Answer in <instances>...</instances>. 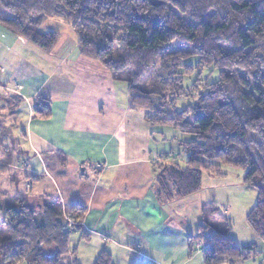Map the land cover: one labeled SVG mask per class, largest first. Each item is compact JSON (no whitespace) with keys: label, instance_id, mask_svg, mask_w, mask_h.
Listing matches in <instances>:
<instances>
[{"label":"trees","instance_id":"trees-1","mask_svg":"<svg viewBox=\"0 0 264 264\" xmlns=\"http://www.w3.org/2000/svg\"><path fill=\"white\" fill-rule=\"evenodd\" d=\"M0 8L10 15H0V26L46 52L59 35L41 27L62 20L74 32L81 57L126 82L129 110L143 114L154 140L158 126L187 136L176 140L182 166L171 151L151 159L157 205L200 191L202 175L223 176V167L244 170V184L256 191L245 222L264 244V0H0ZM173 43L189 49L171 50ZM190 58H196L194 65ZM202 70H213L216 80L208 82L212 73L202 79ZM192 75L196 79L184 88V78ZM189 98L193 103L175 111L176 101ZM0 101L15 109L21 98L0 92ZM49 114L45 100L32 109V117ZM3 131L0 120V137ZM5 150L0 144V166L17 175ZM4 177L0 171V185ZM31 199L14 196L8 205L0 203L6 232L0 264H77L69 243L73 233L89 240L82 227L86 209L72 205L62 214L51 205L57 203L53 197L45 203ZM200 213L213 218L198 227L202 264H239L257 253L255 245L236 244L229 222H218L214 203L201 204ZM187 244L191 254L192 237ZM111 262L101 251L93 264Z\"/></svg>","mask_w":264,"mask_h":264},{"label":"crops","instance_id":"crops-1","mask_svg":"<svg viewBox=\"0 0 264 264\" xmlns=\"http://www.w3.org/2000/svg\"><path fill=\"white\" fill-rule=\"evenodd\" d=\"M0 41L10 46L17 37L0 26ZM72 50L75 61L63 57L48 74L31 67L29 74L0 68V89L20 97L24 106L20 133L38 164L33 181L46 182L62 214L72 205L86 209L82 227L89 240L79 238L91 247L92 258L106 251L111 260L121 254L135 264H163L158 259L180 250L181 264L192 263L187 244L192 236L153 199L155 140L143 114L129 110L126 82L81 57L77 41ZM64 65H71L67 76L59 69ZM40 99L49 104L46 119L32 117L30 102Z\"/></svg>","mask_w":264,"mask_h":264},{"label":"rangeland","instance_id":"rangeland-1","mask_svg":"<svg viewBox=\"0 0 264 264\" xmlns=\"http://www.w3.org/2000/svg\"><path fill=\"white\" fill-rule=\"evenodd\" d=\"M0 15L9 18L10 15L0 8ZM42 30L53 31L58 33L59 40L54 48L50 52H46L35 45L17 37V42H12V45H5L0 41V68H4L8 73L16 74L17 71H22L25 74H29L28 67L37 69L39 72L51 73L58 66L59 61L64 57L69 62L75 61L76 51L72 50L76 42V36L70 26L59 19L46 20L42 25ZM21 41V42H20ZM6 42V41H5ZM188 50V45L178 46L176 43L172 44L171 50L176 49ZM73 51V52H72ZM190 64L196 63V58H190L188 60ZM24 63L27 64L24 67ZM71 66V65H70ZM69 66V67H70ZM68 66H62L60 72L67 71ZM68 67V68H69ZM101 69H103L100 66ZM104 70V69H103ZM105 71V70H104ZM68 72V71H67ZM65 72L66 76L69 74ZM210 74L208 82L216 80V73L213 70H202L201 78L203 79ZM197 75L184 78L183 87L189 88L191 83L196 79ZM0 92L4 95H8V92L1 88ZM36 101V99H35ZM34 100H32V109L35 107ZM193 99H179L174 105L175 111H181L187 104L193 103ZM12 102L5 103L0 101V106H3V110L0 111V120L3 123L4 131L0 137L1 148H5V152L9 153L11 163L17 167L22 165V162L28 164L23 169H20L18 174L15 175L11 172L3 171L0 166V171L5 177L1 179L0 185V203L8 205L10 199L14 196L18 197H31L38 200L41 203L47 202L52 199L53 195L50 189L47 187L46 182L35 183L30 176L37 166V162L33 160L31 154L26 150V143L21 137V130H25L24 127V111L21 104H18L15 109H11ZM1 115H3L1 117ZM159 133L155 136V141L152 142V152L162 155L164 153L173 152L179 154L177 162L182 166L184 156L178 148L176 140L186 139V135H181L177 131L168 127H156ZM5 157L0 154L1 162H4ZM8 171H11L8 169ZM18 171V170H17ZM223 176L215 177L202 175L201 189L192 196L176 201L170 204L166 208V214L182 225V230L188 232L192 236L193 250L191 255L193 256L192 263H202L201 250L204 248L202 242L196 240L198 236V227L200 225L205 226L206 223L212 222V217H202L200 213V206L203 203H214L216 208L221 213V219L218 218V222L228 221L231 225L230 236L234 239L239 247H245L249 245L256 246V254L251 255L250 258L239 264H264V244L251 232L245 222L246 215L251 211L256 202V191L249 188L244 184L243 179L245 175L244 170L231 169L223 167ZM12 174L10 177L8 174ZM43 194H39L40 192ZM31 199V200H32ZM52 202V200H51ZM54 209L58 208L57 203H51ZM209 230H204L203 234L205 238L209 237ZM6 236L5 226L3 224L2 215L0 214V239ZM69 246L71 249L76 250L74 256L77 264H93L95 258H92V249L88 243L80 241L78 233H73L70 237ZM187 248V246L185 245ZM184 256L180 250L176 251V254L172 257L161 258L163 264H181L184 262ZM71 260V259H70ZM73 260V259H72ZM127 257L121 254L115 255L111 264H135ZM146 259H143V261ZM197 261V262H195ZM139 262V261H137ZM20 264H26L22 262Z\"/></svg>","mask_w":264,"mask_h":264}]
</instances>
